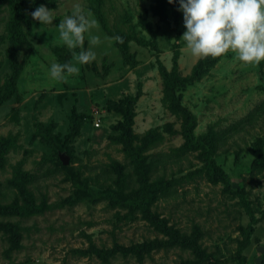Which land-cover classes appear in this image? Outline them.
I'll return each mask as SVG.
<instances>
[{"label":"rangeland","instance_id":"rangeland-1","mask_svg":"<svg viewBox=\"0 0 264 264\" xmlns=\"http://www.w3.org/2000/svg\"><path fill=\"white\" fill-rule=\"evenodd\" d=\"M77 2L97 21L92 34L100 37L92 46L85 33L83 49L96 53L87 64L77 63L56 28ZM7 5L0 19V39L5 36L0 43V99H5L0 104V139L14 136L16 147L0 168L6 194L0 200L12 201L7 181L15 169H22L33 176L29 189L35 202L50 209L10 219L22 229L16 238L0 232V264H264V60L243 65L229 50L181 93L182 105L197 118L196 136L213 133L214 159L230 178V184L213 182L200 152L183 147L184 117L165 93L163 67L170 72L177 56L179 72L187 78L205 59L192 56L180 39L186 29L178 0H104L106 28L87 0L43 4L56 11L55 19L52 25H25L27 41L17 50V78L15 45L7 38ZM120 35H136L140 43ZM127 41L134 66L124 61L119 48ZM52 62L72 63L80 70L57 81L50 76ZM128 95L137 97L133 132L136 145H149V179L165 184L152 211L183 235L196 236L206 262L191 249L170 244L139 211L109 200H80L70 172L61 166L66 161L93 189L137 196V177L118 139L123 116L108 103ZM37 125L51 127L62 140L75 126L80 134L71 156L57 158L35 135ZM240 193L255 217L251 243L243 252V231L251 219ZM96 251L110 254L103 258Z\"/></svg>","mask_w":264,"mask_h":264},{"label":"trees","instance_id":"trees-1","mask_svg":"<svg viewBox=\"0 0 264 264\" xmlns=\"http://www.w3.org/2000/svg\"><path fill=\"white\" fill-rule=\"evenodd\" d=\"M89 3V9L94 12L100 23L106 28L105 21L101 15L102 5L104 0H87ZM8 3V18L6 23V30L8 32V39L13 40L15 48L13 49V62L16 64V78L20 66L16 61L17 50L23 47L27 41L25 25L31 27L35 20L32 19L31 13L40 5L48 4L52 5L55 0H0V19L4 13L3 8ZM31 5L30 7H28ZM144 29L154 34L153 28L149 23H144ZM120 37L124 40L126 37ZM2 36L0 43L3 41ZM126 40L136 41L140 43V39L137 36H129ZM127 42L120 44L119 48L123 55L124 61L131 63L132 66L135 62L132 59V55L128 52ZM220 57H207L199 64H197L190 77H182L178 69V57L174 58V66L169 72L164 67L162 69L165 93L168 99L173 103L175 109L183 114L184 122L182 125V135L184 138V148L186 150L199 151L200 159L205 164L207 175L213 182H223L230 184L229 175L224 169L217 164L214 159V136L212 132L205 133L200 136H196L195 129L197 127V118L190 112L185 106L182 105V91H184L187 85L192 81L199 80L202 74L206 71L205 66L212 65L218 61ZM14 84V83H12ZM14 86V85H11ZM9 96L4 98H9ZM5 99H0V104ZM137 97L128 95L121 101H109L111 109L120 113L123 116V120L119 122L117 129L121 132L118 139L123 145L124 151L129 158L133 168L135 176L139 184L138 194L136 197H129L122 194L121 190L106 189L97 190L90 187L84 182L75 172L64 162H60L61 166L70 172L73 186L76 189V193L80 200H87L92 203H98L102 200H109L113 205L124 208H129L132 211H139L144 219L154 226L159 232L169 237L170 244L173 246H183L191 249L200 259L206 262L209 258L198 244L196 236H186L180 231L173 228L169 223L160 218L152 211V206L161 193L165 190V184L162 181L152 182L149 179L147 170V156L146 151L149 148L147 143L142 145L135 144V135L133 132L134 119L136 116L135 105ZM80 134V131L72 126L71 133L62 140L56 135L51 127H45L43 125H37L36 136L41 139L48 147H50L53 153L60 159L63 153L71 156V148L74 139ZM16 147V137H3L0 139V168L4 167L6 155L10 150ZM3 170V169H0ZM12 190V201L7 204H3L0 200V232L12 234L15 238L20 234V224L12 222L10 219L20 218L26 219L32 216L41 214L50 209L46 203H36L32 197V193L29 186L33 182V176L29 172H25L22 169H15L13 177L7 181ZM4 182L0 181V199L6 198V194L3 190ZM240 198L244 203L247 214L250 217V227L243 231V241L240 244V251L243 252L251 243V238L254 233L255 217L245 199V196L240 193ZM95 252V251H94ZM103 258H107L110 252L96 251Z\"/></svg>","mask_w":264,"mask_h":264},{"label":"clouds","instance_id":"clouds-1","mask_svg":"<svg viewBox=\"0 0 264 264\" xmlns=\"http://www.w3.org/2000/svg\"><path fill=\"white\" fill-rule=\"evenodd\" d=\"M177 0H168L169 4ZM183 13L186 31L182 39L191 55L199 58L220 57L229 50L243 65L258 64L264 60V0H178ZM44 5L37 7L31 17L42 26L52 25L54 13ZM97 21L80 3H75L71 14L59 21L60 41L72 51L78 64L95 59L91 47L83 49L85 33L89 44L100 43V37L92 34ZM82 49L76 53V49ZM72 63L52 62L50 76L63 81L68 75L78 73Z\"/></svg>","mask_w":264,"mask_h":264},{"label":"water","instance_id":"water-1","mask_svg":"<svg viewBox=\"0 0 264 264\" xmlns=\"http://www.w3.org/2000/svg\"><path fill=\"white\" fill-rule=\"evenodd\" d=\"M61 157L63 158V155H61ZM64 163H65V164H67V162H66V161H64Z\"/></svg>","mask_w":264,"mask_h":264}]
</instances>
